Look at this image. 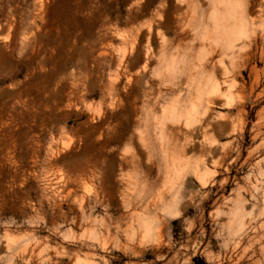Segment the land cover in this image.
Returning <instances> with one entry per match:
<instances>
[{
    "label": "rangeland",
    "instance_id": "1",
    "mask_svg": "<svg viewBox=\"0 0 264 264\" xmlns=\"http://www.w3.org/2000/svg\"><path fill=\"white\" fill-rule=\"evenodd\" d=\"M235 1L0 0V264H264V0L230 54Z\"/></svg>",
    "mask_w": 264,
    "mask_h": 264
},
{
    "label": "bare ground",
    "instance_id": "2",
    "mask_svg": "<svg viewBox=\"0 0 264 264\" xmlns=\"http://www.w3.org/2000/svg\"><path fill=\"white\" fill-rule=\"evenodd\" d=\"M249 2L250 0H236L235 2L228 3L226 5V10L231 6L229 12H232L235 15V9L237 10V20H234L232 24L226 26V31H229L230 33V37H228L226 40V48L228 51L230 50V54H232L234 49L236 48L237 40H240L241 38H247V36L245 35L246 27H250L255 24V21L253 19H249V17H247L249 11ZM224 20L225 18L222 19V21Z\"/></svg>",
    "mask_w": 264,
    "mask_h": 264
},
{
    "label": "trees",
    "instance_id": "3",
    "mask_svg": "<svg viewBox=\"0 0 264 264\" xmlns=\"http://www.w3.org/2000/svg\"><path fill=\"white\" fill-rule=\"evenodd\" d=\"M195 262H198V260H197V259H195Z\"/></svg>",
    "mask_w": 264,
    "mask_h": 264
}]
</instances>
